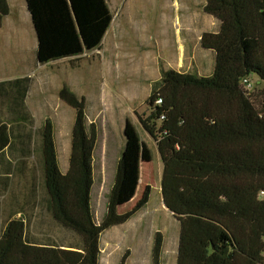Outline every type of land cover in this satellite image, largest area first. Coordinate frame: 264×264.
<instances>
[{"label":"trees","instance_id":"trees-1","mask_svg":"<svg viewBox=\"0 0 264 264\" xmlns=\"http://www.w3.org/2000/svg\"><path fill=\"white\" fill-rule=\"evenodd\" d=\"M28 3L41 63L75 59L100 47L113 19L106 0ZM203 9L220 22L217 32H204L200 39L203 48L215 52L212 74L163 70L148 98L150 113L139 121L157 141L163 203L180 225L176 264H264V0H205ZM8 12V0H0V16ZM254 74L263 83L258 99ZM246 77L251 91L242 85ZM59 95L75 110L70 168L65 175L59 170L47 119L42 128L46 187L53 217L77 240L68 248L31 241L24 222L11 220L0 233V264H100L101 234L128 221L148 201L150 186L131 209L119 211L136 193L141 158L151 157L127 121L106 212L96 221L90 196L95 123L87 122L84 99L69 87ZM162 247L157 232L153 264L160 263Z\"/></svg>","mask_w":264,"mask_h":264},{"label":"rangeland","instance_id":"rangeland-1","mask_svg":"<svg viewBox=\"0 0 264 264\" xmlns=\"http://www.w3.org/2000/svg\"><path fill=\"white\" fill-rule=\"evenodd\" d=\"M108 1L113 19L100 47L86 50L72 60L54 61L44 68L64 71L67 81L72 78V89L84 99L87 122L95 123L92 206L97 222L106 212L117 163L125 147L123 130L127 121L135 126L140 140L151 150L150 159L141 158L136 200L129 203L131 207L127 206L132 208L150 186L148 201L127 224L104 233L100 264H122L123 260V264H153L157 232L163 238L159 264H176L180 225L162 204L159 189L163 162L157 141L143 128L139 117L150 113L148 98L163 70L174 67L197 75L198 71L210 70L212 58L208 53L203 56L199 37L204 30L216 31L219 26L215 20H207L202 0ZM186 3L187 21L182 18ZM9 20L17 24L19 19L11 16L4 23ZM193 54L198 57L200 54L201 60L197 57L196 61ZM251 79L258 99L263 83L255 74Z\"/></svg>","mask_w":264,"mask_h":264},{"label":"crops","instance_id":"crops-1","mask_svg":"<svg viewBox=\"0 0 264 264\" xmlns=\"http://www.w3.org/2000/svg\"><path fill=\"white\" fill-rule=\"evenodd\" d=\"M106 1L109 6V1ZM185 2L186 0H182V3ZM204 5L205 0H202V9ZM8 6L9 12L0 16V233L11 220H22L27 239L29 237L31 241L56 243L60 247L68 248L77 240V235L57 222L50 210L42 128L47 119L51 120L58 167L65 175L70 168L75 110L61 99L59 92L64 86L74 91V84L72 78L65 80L64 71L58 72L53 68L45 71L44 67L54 61L71 60L74 57L41 63L37 57L39 37L28 0H8ZM182 11V18L187 21L188 6L187 10L184 8ZM204 15L207 20H215L220 27V22L213 15L206 12ZM11 16L19 19L17 24L11 23L10 20L4 23ZM218 30H204L202 34L215 33ZM199 46L203 56L207 53L211 55L212 67L205 73L198 71V75L209 76L214 69L215 52L203 48L200 37ZM181 51L184 55V48ZM193 57L197 61L198 55L193 54ZM198 59L201 60L200 54ZM172 69L188 72L174 67ZM93 179L90 194L92 210L94 161ZM138 187L134 197L119 207L120 212L131 209L130 204L136 200ZM159 190L161 191V188ZM162 204L164 205L163 198ZM132 218L133 216L125 223L112 226L101 234V254L104 233L127 224Z\"/></svg>","mask_w":264,"mask_h":264},{"label":"built area","instance_id":"built-area-1","mask_svg":"<svg viewBox=\"0 0 264 264\" xmlns=\"http://www.w3.org/2000/svg\"><path fill=\"white\" fill-rule=\"evenodd\" d=\"M242 85H243V87H244L246 90H248V91H251L252 88H253L252 83L249 81V78H248V77H246V78L243 79V81H242ZM253 90H254V89H253ZM158 102H160V100H158L157 103H158Z\"/></svg>","mask_w":264,"mask_h":264}]
</instances>
